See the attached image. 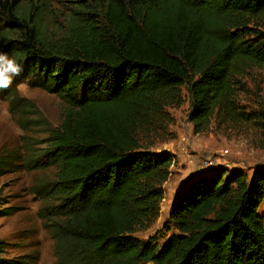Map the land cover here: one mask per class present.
Here are the masks:
<instances>
[{
	"label": "trees",
	"instance_id": "obj_1",
	"mask_svg": "<svg viewBox=\"0 0 264 264\" xmlns=\"http://www.w3.org/2000/svg\"><path fill=\"white\" fill-rule=\"evenodd\" d=\"M38 2L0 0V51L21 65L19 83L61 100L60 123L36 155L2 152L0 177L16 162L54 169L32 192L55 264H264V166L186 179L162 228L134 237L160 216L175 159L152 149L168 140L183 91L194 134L218 120L264 124L240 106L251 92L264 107V0H79L50 33ZM0 100L23 128L33 108L16 85ZM4 255L0 242V264L32 263Z\"/></svg>",
	"mask_w": 264,
	"mask_h": 264
},
{
	"label": "rangeland",
	"instance_id": "obj_2",
	"mask_svg": "<svg viewBox=\"0 0 264 264\" xmlns=\"http://www.w3.org/2000/svg\"><path fill=\"white\" fill-rule=\"evenodd\" d=\"M78 1L39 0L37 5L42 3L44 7V22L49 33L58 26L60 29L63 27L71 8ZM259 81L258 73L254 71L243 83L251 88ZM18 83L19 77L16 75L12 84L16 85L17 96L28 101L33 112L25 111L22 114L24 126L21 128L18 124L20 117L12 115L7 103L0 100V155L15 150L24 161L29 154L36 155L37 149L42 147L39 143L45 138V129L59 125L62 102L55 95L32 88L26 82ZM250 94L240 95L241 111L264 116L263 105L256 104L255 101L259 99L250 97ZM182 95L184 102L181 107L168 110L174 119L168 129V140L157 143L152 149L155 153H169L175 159V166L171 169V177L163 185L164 198L158 220L148 231L134 234L140 240H145L162 228L171 200L186 179L215 166L229 171L241 170L247 175L251 170L264 166V124L257 126L251 122L244 124L236 120H218L212 122L205 133L194 134L186 118L187 96L184 91ZM39 118L42 123L37 122ZM53 177L54 169L28 171L24 170L22 162H16L12 172L0 177V207L13 209L12 215L0 218V242L5 245L4 256L7 259L16 261L31 257V264H55L52 242L37 216L41 202L32 192L41 180ZM259 213L264 219V202Z\"/></svg>",
	"mask_w": 264,
	"mask_h": 264
},
{
	"label": "clouds",
	"instance_id": "obj_3",
	"mask_svg": "<svg viewBox=\"0 0 264 264\" xmlns=\"http://www.w3.org/2000/svg\"><path fill=\"white\" fill-rule=\"evenodd\" d=\"M22 71L15 55H9L0 51V89L8 88L13 78Z\"/></svg>",
	"mask_w": 264,
	"mask_h": 264
}]
</instances>
